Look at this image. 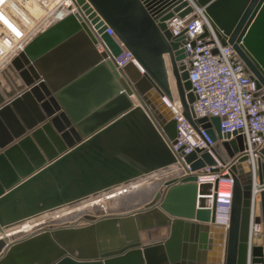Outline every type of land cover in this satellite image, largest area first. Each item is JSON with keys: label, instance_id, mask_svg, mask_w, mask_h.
<instances>
[{"label": "water", "instance_id": "1", "mask_svg": "<svg viewBox=\"0 0 264 264\" xmlns=\"http://www.w3.org/2000/svg\"><path fill=\"white\" fill-rule=\"evenodd\" d=\"M181 1L75 0L95 34L70 12L0 68V264H264V141L234 160L243 146L220 118H194L180 38L164 23ZM193 1L264 99V0ZM107 27L135 62L114 65L122 49ZM163 97L214 142L183 156L186 174ZM206 166L213 182L198 181ZM219 178L232 180L226 224Z\"/></svg>", "mask_w": 264, "mask_h": 264}, {"label": "built area", "instance_id": "2", "mask_svg": "<svg viewBox=\"0 0 264 264\" xmlns=\"http://www.w3.org/2000/svg\"><path fill=\"white\" fill-rule=\"evenodd\" d=\"M75 0H0V68L17 55L33 35L45 29L51 23L70 12H78L88 28L95 34L91 23L92 14L74 4ZM185 2V5H181ZM172 9V15L164 20L166 29L172 38H180L179 48L185 54L184 61L188 66V79L194 100L191 108L194 118L216 116L220 118V131L234 133L232 139L235 145L243 146L242 151L234 155L236 160L241 154L248 155L251 161L252 151L264 141V99L258 94L259 88L253 79L243 71L241 64L231 59L233 49L229 44H222L215 28L210 23L203 9L193 0H182ZM190 7L191 10L183 16L179 13ZM33 9V11L31 10ZM32 19L28 23L21 16ZM105 31L118 43L122 51L113 57L117 68L128 61H134L114 36L110 28ZM102 50L103 44L98 42ZM188 61L190 62L188 65ZM135 62V61H134ZM137 65V64H136ZM141 73L143 70L138 66ZM176 121V136L170 148L177 158L180 169L187 173L189 167L184 163L183 156L195 149L207 150L213 141L205 127L198 125L196 131L182 115L178 102L169 101L163 97ZM218 167L225 173L226 166ZM209 171L210 167L203 168ZM179 170V168H177ZM219 174L207 173L198 181L213 182ZM231 187V178H219ZM230 191L217 192V222L226 224L228 221ZM250 233L255 237L261 233V225L251 223Z\"/></svg>", "mask_w": 264, "mask_h": 264}, {"label": "bare ground", "instance_id": "3", "mask_svg": "<svg viewBox=\"0 0 264 264\" xmlns=\"http://www.w3.org/2000/svg\"><path fill=\"white\" fill-rule=\"evenodd\" d=\"M32 11H33V9H31ZM25 17V16H24ZM26 18H27V16H26ZM218 191L219 192H221V193H227V192H229V184L228 183H226V182H222L221 184H220V187H219V189H218ZM91 205H98L99 207L102 205V202L100 201V200H96V201H93V202H91V203H89V204H87V205H84L83 207H82V209L83 208H87V209H89L90 208V206ZM103 206V205H102ZM104 207V206H103ZM30 226V224H28V223H24L23 225H21V229H20V231H27V230H29V229H26L27 227H29ZM24 229H26V230H24Z\"/></svg>", "mask_w": 264, "mask_h": 264}, {"label": "crops", "instance_id": "4", "mask_svg": "<svg viewBox=\"0 0 264 264\" xmlns=\"http://www.w3.org/2000/svg\"><path fill=\"white\" fill-rule=\"evenodd\" d=\"M223 182H226V181H223ZM227 183V182H226ZM257 211V209H255V212ZM215 235H216V233L214 232V231H211V230H209V234H208V237L210 238V239H213L214 240V238H215ZM212 240V241H213ZM261 241H260V239H253V243H257V244H259ZM209 251H211V249L209 250ZM204 256H207V254H205V255H203L197 262H198V264H207L208 263V260H204Z\"/></svg>", "mask_w": 264, "mask_h": 264}, {"label": "rangeland", "instance_id": "5", "mask_svg": "<svg viewBox=\"0 0 264 264\" xmlns=\"http://www.w3.org/2000/svg\"><path fill=\"white\" fill-rule=\"evenodd\" d=\"M24 16H25V17H24ZM21 17H22L24 20H26L28 23H32V22H31L32 19H30V18H28V17L26 18V15H22ZM222 182H223V181H221L220 184H221ZM100 201H101V200H100ZM30 226H31V225H30ZM30 226L27 227L26 229H29ZM26 229H24V230H26ZM255 238H256V237H254V239H255Z\"/></svg>", "mask_w": 264, "mask_h": 264}]
</instances>
